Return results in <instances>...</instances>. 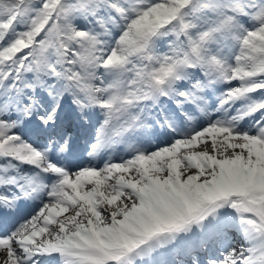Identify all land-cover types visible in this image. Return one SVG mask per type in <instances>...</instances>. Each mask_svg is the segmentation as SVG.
<instances>
[{
	"label": "snow or ice",
	"instance_id": "1",
	"mask_svg": "<svg viewBox=\"0 0 264 264\" xmlns=\"http://www.w3.org/2000/svg\"><path fill=\"white\" fill-rule=\"evenodd\" d=\"M0 264H264V0H0Z\"/></svg>",
	"mask_w": 264,
	"mask_h": 264
}]
</instances>
